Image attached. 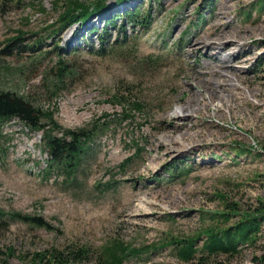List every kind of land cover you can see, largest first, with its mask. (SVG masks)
Masks as SVG:
<instances>
[{"label":"rangeland","instance_id":"rangeland-1","mask_svg":"<svg viewBox=\"0 0 264 264\" xmlns=\"http://www.w3.org/2000/svg\"><path fill=\"white\" fill-rule=\"evenodd\" d=\"M106 4L108 25L92 15L51 34L54 0H0V89L51 112L62 129L102 124L67 173L48 166L40 131L16 118L0 122V264H35L34 252L71 244L89 248L81 264H93L113 240L141 248L123 264H193L177 260L165 241L215 225L224 201L248 211L263 194L264 0ZM127 9L149 13V28L127 24ZM200 37L215 46L210 54L225 63L238 91L175 130L169 114L187 96L189 78L216 64L188 50ZM119 92L129 98L123 106L115 103ZM136 101L140 111L132 110ZM136 146L138 156L121 166ZM10 212L39 216L50 227L8 218ZM215 260L264 264V224L252 244Z\"/></svg>","mask_w":264,"mask_h":264},{"label":"trees","instance_id":"trees-1","mask_svg":"<svg viewBox=\"0 0 264 264\" xmlns=\"http://www.w3.org/2000/svg\"><path fill=\"white\" fill-rule=\"evenodd\" d=\"M106 1L54 0V4L58 5L59 11L55 19L56 28L51 30V34H54L56 29L64 28L75 22L84 23L92 15L102 16L105 19L104 26L108 25L110 6L106 4ZM126 1L111 0V4L118 5L126 3ZM123 18L127 24L141 26L146 30L151 24L149 13H141L132 9L124 11ZM144 22L146 25H144ZM94 52L100 54L98 49H95ZM63 71H65L64 65L57 71L59 82H61ZM124 93L126 92H119L115 95V103L122 106L128 103L129 98L124 96ZM131 105L134 111H140L142 108L138 101ZM127 117L128 114L125 113L122 119ZM12 118H16L21 122L27 130L40 131L42 148L48 154V166L54 164L57 167H63L67 173L74 172L82 158L88 154L90 137L102 125L100 123L90 129H62L53 121L51 112L35 107L23 95L0 89V122L9 121ZM42 120L45 121L42 122ZM140 150L141 147L138 146L133 148V151L121 161L120 165L125 166L131 158L138 156ZM165 171L172 172V168H165ZM222 208L224 209L222 212L213 214L218 219L215 225L209 226L190 237L165 241L173 248L177 260L193 264H224L215 260V258L219 255L234 256L238 253L240 246L254 242L260 231V225L264 224V191L261 198L258 199V204L251 210L241 211L237 204H228L226 201H224ZM3 214V212H0V215ZM231 215H235L237 218L234 222L226 225ZM8 218L26 221L35 227L44 229L50 227L39 216L10 212ZM219 223H222L223 226H219ZM197 240L200 241L199 245ZM141 252V248H133L118 240H113L97 251L93 264H123L127 258L140 255ZM89 256V248L71 244L60 249L51 247L40 252H34L31 257L35 264H81Z\"/></svg>","mask_w":264,"mask_h":264},{"label":"bare ground","instance_id":"bare-ground-1","mask_svg":"<svg viewBox=\"0 0 264 264\" xmlns=\"http://www.w3.org/2000/svg\"><path fill=\"white\" fill-rule=\"evenodd\" d=\"M193 49L201 51L207 56L209 61H214L216 64H210L202 69L203 73L191 76L189 81L192 86L190 85L188 87L187 96L185 99L181 98L178 100V103L181 105L180 108L170 111V119L166 116L167 114L162 116L163 121L164 119H169V126H172L175 130L191 127L194 116L206 112L210 102L216 101L223 104L226 102L227 98H231L234 92L238 91L237 87H235L236 85L232 84V81L224 75L226 72L223 69V64L225 63L219 61L217 56H212L210 54L215 50L213 44L205 43L203 38L200 37L191 42L188 50L190 51ZM195 92L200 95L199 99L197 95H195ZM223 93L226 95L224 96ZM204 95L208 97L206 101H204L206 99ZM243 95L242 93V96ZM218 112H220V109H218ZM187 118H189L188 121H186Z\"/></svg>","mask_w":264,"mask_h":264}]
</instances>
